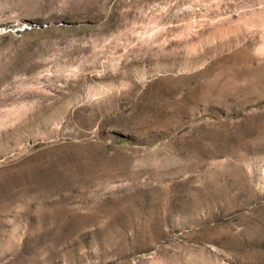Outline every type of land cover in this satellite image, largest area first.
<instances>
[{
  "label": "rangeland",
  "instance_id": "374dc122",
  "mask_svg": "<svg viewBox=\"0 0 264 264\" xmlns=\"http://www.w3.org/2000/svg\"><path fill=\"white\" fill-rule=\"evenodd\" d=\"M0 264H264V0H0Z\"/></svg>",
  "mask_w": 264,
  "mask_h": 264
}]
</instances>
